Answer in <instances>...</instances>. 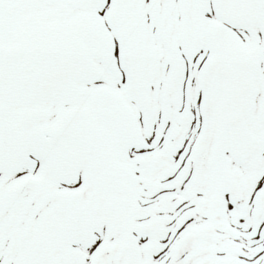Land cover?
Returning <instances> with one entry per match:
<instances>
[{
    "label": "snow or ice",
    "instance_id": "snow-or-ice-1",
    "mask_svg": "<svg viewBox=\"0 0 264 264\" xmlns=\"http://www.w3.org/2000/svg\"><path fill=\"white\" fill-rule=\"evenodd\" d=\"M0 264H264V0H0Z\"/></svg>",
    "mask_w": 264,
    "mask_h": 264
}]
</instances>
